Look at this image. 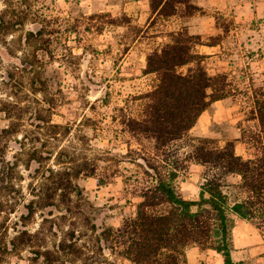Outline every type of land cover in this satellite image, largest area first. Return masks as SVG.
Returning <instances> with one entry per match:
<instances>
[{"label": "rangeland", "instance_id": "1", "mask_svg": "<svg viewBox=\"0 0 264 264\" xmlns=\"http://www.w3.org/2000/svg\"><path fill=\"white\" fill-rule=\"evenodd\" d=\"M0 14V127L11 129L0 162L3 235L15 233L30 199L40 202L25 220L31 240L1 264H133L102 247L92 227H118L140 200L135 150L152 151V141L135 140L121 117L135 114V97L157 82L145 72L146 57L182 32L205 55L207 71L226 74L231 84L232 93L178 142L182 157L199 136L221 145L247 137L257 127L250 87L264 78V0H190L169 16L153 12L148 0H0ZM30 29L40 34L27 39ZM236 151L252 152L239 140ZM204 171L185 162L176 179L185 198L198 199ZM59 184L55 205L41 199ZM70 230L79 234L80 258L35 257ZM233 235L235 261L264 264V231L236 219ZM186 255L188 264H223L219 253L196 245Z\"/></svg>", "mask_w": 264, "mask_h": 264}, {"label": "trees", "instance_id": "2", "mask_svg": "<svg viewBox=\"0 0 264 264\" xmlns=\"http://www.w3.org/2000/svg\"><path fill=\"white\" fill-rule=\"evenodd\" d=\"M148 1L153 12L166 16L175 14L179 4L190 2ZM0 20L3 21L1 14ZM38 34L37 29H30L26 38ZM204 56L182 32L173 33L169 42L146 57L145 72L156 75V84L135 97L139 105L135 114L124 113L121 117L124 130L135 140L152 141V151L135 150L138 156L135 164L142 175L136 179L140 183L137 185L140 200L134 213L124 217L118 227L93 224L92 228L98 232L102 247L133 264H188L186 250L192 245L216 251L223 264H239L232 256L236 219L252 221L264 231V78L250 87L251 112L257 121L255 130L247 137L226 140L222 145L217 139L199 136L191 139L184 157L180 154L178 142L190 133L200 115L232 93L227 75L210 74L202 64ZM190 63L193 66L186 72L179 70ZM2 110L0 107V113ZM10 132L9 127H0V162H5L3 139ZM238 140L252 150L248 156L236 151ZM187 161L205 168L198 199L185 198L176 185L179 171ZM71 170L70 167L64 173L70 176ZM60 184L41 199H50L48 204L55 205L53 198ZM68 184L72 185L69 177ZM229 187L237 192L234 198L226 190ZM40 192L36 193L39 198ZM39 204L34 198L25 204L27 211L13 235H3L0 226V264L7 253L31 240L33 235L25 220L32 217ZM79 238L75 230H70L53 248L36 250L35 257L48 260L61 253L80 258L83 249L78 244Z\"/></svg>", "mask_w": 264, "mask_h": 264}]
</instances>
